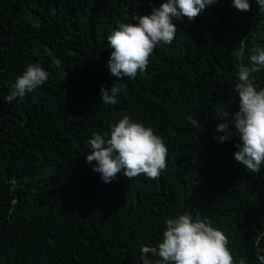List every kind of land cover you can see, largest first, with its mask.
<instances>
[{
    "label": "trees",
    "instance_id": "trees-1",
    "mask_svg": "<svg viewBox=\"0 0 264 264\" xmlns=\"http://www.w3.org/2000/svg\"><path fill=\"white\" fill-rule=\"evenodd\" d=\"M166 0H0V264H143L165 221L189 214L222 231L235 264L264 255V166L249 175L234 144L214 136L224 113L239 110L237 61L264 47V11L218 0L159 44L135 79L113 76L107 37ZM29 64L48 80L23 99L6 96ZM126 85L116 105L101 86ZM264 88V70L254 74ZM128 116L167 146L156 180L123 171L104 183L88 141ZM204 124L199 132L187 119ZM148 264L160 259L154 251Z\"/></svg>",
    "mask_w": 264,
    "mask_h": 264
},
{
    "label": "clouds",
    "instance_id": "clouds-1",
    "mask_svg": "<svg viewBox=\"0 0 264 264\" xmlns=\"http://www.w3.org/2000/svg\"><path fill=\"white\" fill-rule=\"evenodd\" d=\"M232 2L239 11L251 10L249 0ZM216 3L218 0H166L149 15L135 14L132 20L137 23H120L107 37L112 49L107 64L110 73L117 78L135 79L147 69L157 45L174 41L178 29L173 18L187 17L193 21L202 10ZM256 3L259 11H264V0H256ZM243 44L241 41L239 49L232 52L237 61H248L240 64L238 83L233 89L240 98L239 110L223 114L225 122L216 126V132L223 134L213 138L224 143L237 137L234 162L252 175L264 166V88L254 83V74L264 70V47H255L252 54L246 56ZM48 78L49 73L39 64H29L12 84L7 102L23 99L26 92L43 85ZM122 92H126V85L122 83H115L110 89L101 86L102 104L116 105ZM187 119L199 132L204 130V124L197 119L192 116ZM88 144L91 153L86 160L89 164L96 162L93 171L99 173L106 184L121 171L129 180L141 174L156 180L167 168L168 149L163 138L151 127L134 122L128 116L113 123L103 134L93 133ZM165 224L158 248L142 250L143 253L154 251L160 257L156 264H235L228 237L222 231L198 218L194 220L189 214L169 218ZM258 259L264 264V255H258Z\"/></svg>",
    "mask_w": 264,
    "mask_h": 264
},
{
    "label": "water",
    "instance_id": "water-1",
    "mask_svg": "<svg viewBox=\"0 0 264 264\" xmlns=\"http://www.w3.org/2000/svg\"><path fill=\"white\" fill-rule=\"evenodd\" d=\"M149 248V247H148ZM148 261V257H147V254L146 253H143L142 254V262H143V264H145V261Z\"/></svg>",
    "mask_w": 264,
    "mask_h": 264
}]
</instances>
